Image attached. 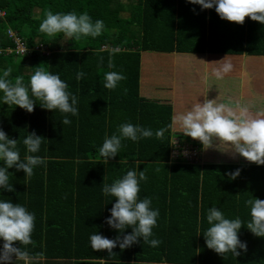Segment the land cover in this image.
Wrapping results in <instances>:
<instances>
[{"label":"trees","instance_id":"obj_1","mask_svg":"<svg viewBox=\"0 0 264 264\" xmlns=\"http://www.w3.org/2000/svg\"><path fill=\"white\" fill-rule=\"evenodd\" d=\"M0 9L5 13L0 17V49L16 48L10 30L33 51L25 57L2 53L0 71L12 68L13 83L23 77L25 84L35 67L58 73L78 97L79 109L77 116L69 115L71 124L63 125L59 111L37 104L28 113L0 103V127L18 141L21 155L26 152L23 139L35 132L44 139L34 155L53 159L31 177L9 169L15 191L0 193V199L10 198L35 215L31 243L16 242L14 247L21 246L27 258L74 264H264V238L246 226L240 239L247 242L248 251L239 257L208 249L203 235L212 206L229 219L239 216L245 224L250 220L246 202L264 200V165H241L227 144L215 142L204 149L202 163L189 164L181 156H171L172 136L202 145L179 129H167L175 113L205 97L231 107L241 104L240 78L233 72L217 78L212 70L226 57L229 62L235 56H264V25L250 17L242 25L226 21L214 9L202 10L188 0H0ZM49 11L87 13L93 21L102 20L105 29L97 38L48 37L39 25ZM109 61L114 67H108ZM108 71L125 76L114 90L103 87ZM78 72L85 73L82 80L76 79ZM261 103L254 100L256 107ZM116 119L167 131L160 139L124 140L120 154L104 165L98 148ZM57 158L67 160L61 163ZM122 158L128 163L121 165ZM237 169L240 176L230 180L228 173ZM128 170L146 171L139 196L151 197L159 209L153 232L162 243L153 248L141 240L123 251L116 247L111 255L107 250L94 252L91 234L100 232L109 239L120 235L105 223L115 198L102 195V184H111Z\"/></svg>","mask_w":264,"mask_h":264},{"label":"clouds","instance_id":"obj_2","mask_svg":"<svg viewBox=\"0 0 264 264\" xmlns=\"http://www.w3.org/2000/svg\"><path fill=\"white\" fill-rule=\"evenodd\" d=\"M188 3L199 5L202 10L214 9L219 17L226 21L242 25L246 17H250L252 21L264 25V0H188ZM104 29L102 20L93 21L87 13L77 14L74 11L67 13L49 11L39 25L40 32L48 37L63 34L77 40L81 37L97 38L102 35ZM226 59L227 57L217 62L220 67L212 70V74L217 78L232 71L233 65L231 62H225ZM100 62L103 63L102 57ZM108 67H114L111 61ZM35 68L27 84L24 83L23 77H17L13 83L9 78L13 71L10 67L0 71V103L15 105L28 113H32L38 104L42 109L64 114L61 123L70 125L69 115L79 114L78 97L69 91L68 83L62 80L58 73L40 67ZM84 76V72H78L76 79L82 80ZM124 79L125 76L120 72H105L102 78L103 87L114 90ZM167 129H179L178 133L199 141L202 146H196L202 150L203 159L204 149L214 147L215 142L227 144L231 150L246 160L264 165V111L258 110L252 115L246 105L236 104L235 107H231L217 102V99L205 97L203 102L194 103L188 110L175 113ZM167 129L154 132L151 128L132 123L119 125L115 133L105 136L103 144L98 148L102 163L108 165L111 159L120 154L124 140L138 142L153 136L160 139ZM43 139L35 132L28 133L22 141L26 149L22 156L17 146L18 141L10 138L0 127V193L15 191L13 184L9 182L12 174L9 169L15 168L17 172L23 171L25 177H31L35 169L46 167V159L34 155L40 152ZM174 139L183 141V138L178 136ZM120 163L123 165L128 161L122 158ZM240 174L241 170L237 169L228 173V176L234 181ZM146 180V171L139 170H128L111 184L105 183L104 180L102 195L115 198L105 223L120 235L115 239H109L100 232L91 234L89 240L94 252L107 250L111 255L116 247L123 251L141 240L143 244L153 248L160 246L162 241L154 238L153 232L158 224L159 209L153 207L151 197L145 196L141 199L139 196L141 182ZM246 205L250 215V220L246 224L239 216L227 218L216 206L208 209L206 220L209 227L203 232L208 249L222 256L232 253L239 257L242 252L247 253V242L240 239L243 226L255 236L264 238V200L252 198ZM34 226L35 215L26 206L14 203L10 198L0 199V241L3 242L0 248V264H12L13 255L18 259H27L28 254L21 250V246L31 243ZM127 229H131V232H126ZM16 242L21 245L19 248L14 247Z\"/></svg>","mask_w":264,"mask_h":264},{"label":"crops","instance_id":"obj_3","mask_svg":"<svg viewBox=\"0 0 264 264\" xmlns=\"http://www.w3.org/2000/svg\"><path fill=\"white\" fill-rule=\"evenodd\" d=\"M230 57H232V56H230ZM219 61H221V59ZM219 61H217V62H219ZM229 62H231V64L233 65L231 72H233V75L239 77L240 81H241V96H240L241 105H246L249 108H251V106L256 107L254 105V100L264 101V56H260V57H257V56L248 57L246 55L235 56L232 59H229ZM208 63H209V59L206 58V65ZM180 69L182 70V62L181 61H180ZM207 69L208 68L206 66V70ZM213 69H215V67ZM222 76H224V74ZM180 84H182L181 80H180ZM178 92L180 95L183 93V90L182 91L178 90ZM256 108H257V110H255V111L250 110V114L255 115L258 110L264 111V104L263 103L258 104V107H256ZM117 111L120 112L121 109H117ZM123 123H125V122L122 121L121 119L120 120L116 119V121H115V123H113V125L109 124L111 126H109L107 136H111L113 134L112 133L113 129L116 132L118 126L123 124ZM173 139H174V136H172L171 144H173ZM102 144L103 143H101V145ZM171 156H173L172 150H171ZM45 159L49 160V161L50 160L53 161L52 158L45 157ZM56 160H57V162L63 163L67 159L57 158ZM239 163L241 165L261 166V165H257L254 162H250V161L246 160V158H244L242 156H239ZM91 172H94V171L91 170ZM93 175L98 177L97 173H93ZM101 179L102 178H100V175H99L98 181H101ZM57 262H69L67 264H74L73 261L71 262V261H67L64 259H49V260H47L45 258L37 259V258H31V257H28L27 259H25V258L12 259V264H56Z\"/></svg>","mask_w":264,"mask_h":264},{"label":"built area","instance_id":"obj_4","mask_svg":"<svg viewBox=\"0 0 264 264\" xmlns=\"http://www.w3.org/2000/svg\"><path fill=\"white\" fill-rule=\"evenodd\" d=\"M5 13L0 10V17H4ZM18 53L23 54L24 50L19 49ZM174 142V156H181L183 161H186L189 164L202 163L203 153L199 146H194L186 144L184 141L177 140Z\"/></svg>","mask_w":264,"mask_h":264},{"label":"bare ground","instance_id":"obj_5","mask_svg":"<svg viewBox=\"0 0 264 264\" xmlns=\"http://www.w3.org/2000/svg\"><path fill=\"white\" fill-rule=\"evenodd\" d=\"M8 36L12 39V41H14L15 45H16V48L13 50V49H0V55L2 53H8V54H15L16 57H25L27 55H29L30 53H32L33 51L30 50L27 46H26V43L24 42L23 39H20L18 38L13 31H10L8 32ZM19 49H23L24 50V53L21 54V53H18ZM183 141H186L183 139Z\"/></svg>","mask_w":264,"mask_h":264},{"label":"rangeland","instance_id":"obj_6","mask_svg":"<svg viewBox=\"0 0 264 264\" xmlns=\"http://www.w3.org/2000/svg\"><path fill=\"white\" fill-rule=\"evenodd\" d=\"M67 39H70L69 37H65V39L64 40H67ZM108 48V47H107ZM106 47H105V49H107ZM235 76V75H234ZM235 77H237V76H235ZM183 140V139H182ZM173 141H177V139H173ZM186 142V144H190L191 145V142H190V140H186L185 141ZM173 155H174V153H173ZM67 263H69V262H57L56 264H67Z\"/></svg>","mask_w":264,"mask_h":264}]
</instances>
